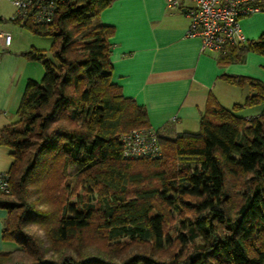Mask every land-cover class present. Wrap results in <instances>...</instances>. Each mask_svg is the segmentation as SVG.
<instances>
[{"label":"trees","instance_id":"16d2710c","mask_svg":"<svg viewBox=\"0 0 264 264\" xmlns=\"http://www.w3.org/2000/svg\"><path fill=\"white\" fill-rule=\"evenodd\" d=\"M110 2L63 0L46 25L11 19L51 37L52 44L48 53H26L42 62L43 78L27 82L18 120L0 129V144L12 157V189L0 194L5 212L0 235L14 244L0 251V264H24L17 256L27 264H264V111L252 117L235 113L264 101V82L221 75L253 93L231 108L210 96L197 132L156 130L160 157L124 158L120 134L151 127L145 107L113 81V27L97 19ZM256 3L264 9V0ZM245 51L264 55V33L220 52L219 62L238 61ZM164 156L175 158L177 167ZM69 167L81 177V190L75 202L60 204L61 216L48 237L51 248L62 252L47 257L42 242L24 231L27 221L44 214L29 204L27 186L34 173L44 172L45 189L53 194ZM231 179L240 180L236 190ZM91 194L101 203L95 236L118 243L147 241L148 255L115 260L112 254L83 258L68 251L79 252L91 228L96 209ZM164 209L178 219L177 248L167 234ZM167 246L174 248L164 254Z\"/></svg>","mask_w":264,"mask_h":264},{"label":"crops","instance_id":"0c3cea01","mask_svg":"<svg viewBox=\"0 0 264 264\" xmlns=\"http://www.w3.org/2000/svg\"><path fill=\"white\" fill-rule=\"evenodd\" d=\"M5 1L0 0V30L9 33L11 41L4 45L0 40V129L18 120L17 110L27 82L42 80V62L26 53L44 50L40 38L47 37L12 21L14 10ZM188 5L184 2L169 8L165 0H111L97 17L99 22L113 27L109 37L113 81L125 96L145 107L151 128L169 134L197 132L210 96L221 106L231 108L253 93L251 88L233 85L221 75L249 76L264 82V55L245 51L240 60L222 63L220 52L202 51L199 38L186 36ZM240 27L246 40L257 39L264 33V10L242 17ZM248 62L251 65L244 69ZM231 86L241 90L242 101L234 102L224 95L223 91ZM223 101L233 103L227 107ZM257 112L246 117L263 111ZM4 167L0 163V170ZM2 215L4 218V210ZM2 223L3 220L0 234ZM13 248L11 244L6 250ZM4 250L0 244V251Z\"/></svg>","mask_w":264,"mask_h":264},{"label":"built area","instance_id":"2783aa9c","mask_svg":"<svg viewBox=\"0 0 264 264\" xmlns=\"http://www.w3.org/2000/svg\"><path fill=\"white\" fill-rule=\"evenodd\" d=\"M15 11L12 20L27 21L35 25H46L54 21L63 0H7ZM257 0H165L167 7L174 8L184 2L189 5L186 14L189 24L186 36L199 38L201 50L224 52L231 46L246 41L240 27V19L263 11ZM4 45L11 41L9 33L0 30ZM1 59V51H0ZM124 158L156 159L162 150L153 128L133 129L120 135ZM12 186L8 171L0 170V194H9Z\"/></svg>","mask_w":264,"mask_h":264},{"label":"rangeland","instance_id":"374dc122","mask_svg":"<svg viewBox=\"0 0 264 264\" xmlns=\"http://www.w3.org/2000/svg\"><path fill=\"white\" fill-rule=\"evenodd\" d=\"M6 2L7 7L13 8L15 11L13 5H11L8 1ZM41 46L44 48V51L46 53L50 52L51 50V44H52V38L51 37H41L40 38ZM262 55V54H261ZM264 60V59H263ZM249 63L251 65V62H248L247 65H243V68H249ZM224 95L229 98L228 100L231 101H242L243 100V94L241 93V90L238 87H229L228 90H224ZM222 92V93H223ZM224 102V101H223ZM227 103V107H231V103L233 102H224ZM259 111L257 113H260V111H264V101L261 102L258 105L254 106H247L242 107L241 109L237 110L235 113L239 116L246 117V115H251L256 113V111ZM122 134V133H121ZM120 134V135H121ZM163 159H169L168 162H170L171 165H174L177 167L179 162L172 158V156H167ZM12 162V157L10 155V149L4 145L0 144V163H4L5 167L2 168L5 171L9 169V166ZM77 175V170L75 167H69L66 169L65 175L60 179L57 180L53 188L55 187V191L53 194L48 193L45 189V182L44 180V172H36L34 173V176L30 179L28 186H27V200L31 207L34 210H38L40 212H43V216L38 219L30 220L25 223L24 231L28 234H31L35 237H37L43 244L44 248L46 249V256H53V257H59L61 255L62 250H54L50 246L49 242V230L52 228L55 224V220L60 218V204L65 202H75L77 200L76 195L79 190L76 191L79 188V185L81 183L80 179ZM57 184V185H56ZM231 185L234 186L233 189L236 190L240 186V180L231 179ZM81 188V187H80ZM79 188V189H80ZM81 190V189H80ZM92 202L96 206L95 213L93 215L92 221H91V228L86 230L84 233V245L81 246L79 249L80 251H75L72 248H69V252H71L73 255H77L79 257L86 258L88 256H94V255H108L112 254V258L115 260H118L120 258H123L125 256H128V254L133 253H142L148 255L150 251L151 244L147 241H141V240H135V242H124V243H118L114 241H107L104 237L99 236L96 237L95 231L98 230L97 228L100 227L101 224V210L99 209L101 206L100 200H98L97 196L94 194L92 195ZM9 200L14 199L13 197H7ZM166 212V209H164ZM3 210L0 208V221L3 220ZM178 226V219L174 218L172 213L166 212V231L168 236L171 238V242L178 247L177 242L175 240V230ZM1 241L2 248L9 249L11 242L7 241ZM174 247H166L165 253L168 254V252H171ZM64 251H67L66 249ZM16 260L21 261V263L27 264L28 260L21 256H17ZM1 264H11L10 261H5Z\"/></svg>","mask_w":264,"mask_h":264},{"label":"bare ground","instance_id":"6f19581e","mask_svg":"<svg viewBox=\"0 0 264 264\" xmlns=\"http://www.w3.org/2000/svg\"><path fill=\"white\" fill-rule=\"evenodd\" d=\"M4 171V170H3Z\"/></svg>","mask_w":264,"mask_h":264}]
</instances>
